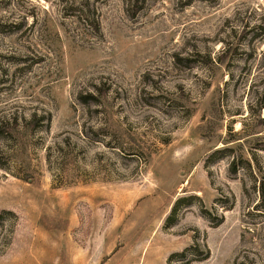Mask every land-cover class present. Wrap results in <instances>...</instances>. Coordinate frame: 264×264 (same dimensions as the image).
Returning a JSON list of instances; mask_svg holds the SVG:
<instances>
[{
    "label": "rangeland",
    "instance_id": "obj_1",
    "mask_svg": "<svg viewBox=\"0 0 264 264\" xmlns=\"http://www.w3.org/2000/svg\"><path fill=\"white\" fill-rule=\"evenodd\" d=\"M133 1L0 0V264H264V0Z\"/></svg>",
    "mask_w": 264,
    "mask_h": 264
},
{
    "label": "trees",
    "instance_id": "obj_2",
    "mask_svg": "<svg viewBox=\"0 0 264 264\" xmlns=\"http://www.w3.org/2000/svg\"><path fill=\"white\" fill-rule=\"evenodd\" d=\"M127 1H128V3H130V5H132V7L134 6V4H133L134 1L133 0H127ZM84 10L85 9L83 8L82 12ZM82 15L83 14L81 12H78L77 16L80 18V17H83ZM224 53H225V51L222 54H224ZM45 121H47L48 123L51 121V113L50 112H48L47 114H44L42 116H38L37 114H34V117L31 118V120L29 121L28 125H29V127H39V125H44ZM8 126H9V122L8 121L7 122H5V121L1 122L0 121V139L3 138V137H6V133H8L9 130H10V129L7 128ZM4 213H13V212H10L8 210H2V211H0V217ZM0 223H1V221H0ZM195 247L197 248L196 245H192L191 248L193 249ZM183 254H184V252L180 253V255H183ZM207 255H209V252H208Z\"/></svg>",
    "mask_w": 264,
    "mask_h": 264
}]
</instances>
